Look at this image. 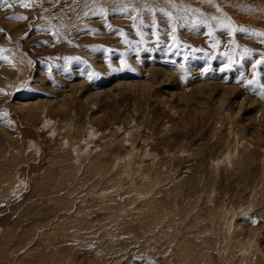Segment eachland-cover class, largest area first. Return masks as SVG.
I'll return each instance as SVG.
<instances>
[{"label":"rangeland","instance_id":"1","mask_svg":"<svg viewBox=\"0 0 264 264\" xmlns=\"http://www.w3.org/2000/svg\"><path fill=\"white\" fill-rule=\"evenodd\" d=\"M262 34L264 0H0V264H264Z\"/></svg>","mask_w":264,"mask_h":264},{"label":"snow or ice","instance_id":"2","mask_svg":"<svg viewBox=\"0 0 264 264\" xmlns=\"http://www.w3.org/2000/svg\"><path fill=\"white\" fill-rule=\"evenodd\" d=\"M262 35H264V34H262ZM249 83H252V81H249Z\"/></svg>","mask_w":264,"mask_h":264}]
</instances>
